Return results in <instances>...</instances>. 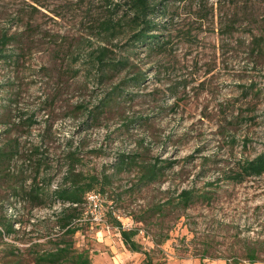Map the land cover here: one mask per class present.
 Instances as JSON below:
<instances>
[{"label":"rangeland","instance_id":"rangeland-1","mask_svg":"<svg viewBox=\"0 0 264 264\" xmlns=\"http://www.w3.org/2000/svg\"><path fill=\"white\" fill-rule=\"evenodd\" d=\"M109 1L0 0V149L20 148L0 162L8 240L53 246L64 205L28 193L78 177L95 183L74 236L93 264H149L119 224L155 264H264V173L232 179L264 153V0H150L153 50ZM183 190L200 194L187 209Z\"/></svg>","mask_w":264,"mask_h":264},{"label":"trees","instance_id":"trees-1","mask_svg":"<svg viewBox=\"0 0 264 264\" xmlns=\"http://www.w3.org/2000/svg\"><path fill=\"white\" fill-rule=\"evenodd\" d=\"M110 0L109 4H112ZM125 4H114L115 7L127 6V10L133 12L135 17H132L133 24L140 23L143 28L136 32L129 41L133 45H149L153 50L157 46V34H152L155 31L154 20L152 15L155 10L158 11V6L151 4L150 0H124ZM116 8L110 11H116ZM135 20V21H134ZM115 21L111 17H106L100 20V26L105 31L115 30ZM160 45V44H158ZM161 47V46H160ZM99 60L105 63V57L101 56ZM121 64V62H116ZM117 67V66H116ZM137 77V76H136ZM139 75L136 80L139 81ZM20 153L18 145L11 146L8 150L0 149V162L3 160L14 159ZM126 162L125 159L122 160ZM150 171V175H156V171ZM72 173V172H71ZM264 173V153L258 155L251 161L243 165L241 171L235 173L232 179L236 181H243L247 176H259ZM94 181L90 180L89 183L82 181L78 177L70 178L69 184L58 187L51 191L48 195L41 193L42 189L30 190L28 193L29 199L36 206L45 205L47 200L59 201L64 206L58 214L57 226L59 233H57L56 240L53 241L54 245L50 247H43L41 242H33L29 245V253L23 250L19 245L12 243L8 239L15 237L19 229L15 228L13 220L5 215L0 214V263L2 264H93L91 255L87 250H80L76 247L74 236L80 231L81 227L78 220L81 218L82 204L86 201V194L95 188ZM200 194L194 195L192 190H183L179 195V204L184 209L189 208L192 203L199 197ZM206 197H209L208 195ZM120 232L124 243L132 251L144 252L147 256V263L155 264L152 261L150 252L143 250V246L135 239L139 233V229H127L122 224H119ZM15 235V236H14ZM159 243V240L156 239ZM247 252L244 259L250 263L258 261L257 250L254 246L248 245ZM204 257V256H203ZM202 257V258H203ZM241 261V260H240ZM239 260L234 262L229 261L228 264H240Z\"/></svg>","mask_w":264,"mask_h":264},{"label":"built area","instance_id":"built-area-1","mask_svg":"<svg viewBox=\"0 0 264 264\" xmlns=\"http://www.w3.org/2000/svg\"><path fill=\"white\" fill-rule=\"evenodd\" d=\"M95 197H96V195H94V194H89V198H90V199H95ZM95 205L97 206L96 203H95Z\"/></svg>","mask_w":264,"mask_h":264}]
</instances>
